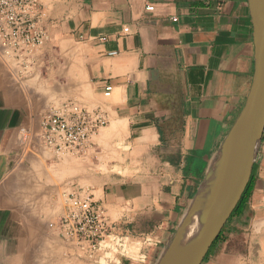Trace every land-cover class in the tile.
I'll use <instances>...</instances> for the list:
<instances>
[{
	"label": "crops",
	"instance_id": "obj_1",
	"mask_svg": "<svg viewBox=\"0 0 264 264\" xmlns=\"http://www.w3.org/2000/svg\"><path fill=\"white\" fill-rule=\"evenodd\" d=\"M43 4L46 37L30 69L0 58V264H47L48 224L73 190H88L117 233L153 239L144 261L116 264H153L248 95V0ZM70 102L107 124L82 155H55L41 147L42 120ZM249 181L247 202L201 264H264V133Z\"/></svg>",
	"mask_w": 264,
	"mask_h": 264
},
{
	"label": "built area",
	"instance_id": "obj_2",
	"mask_svg": "<svg viewBox=\"0 0 264 264\" xmlns=\"http://www.w3.org/2000/svg\"><path fill=\"white\" fill-rule=\"evenodd\" d=\"M44 0H0V58L25 64L28 71L33 55L46 37L43 25ZM147 10H153L148 7ZM127 31V30H124ZM111 87L106 88V95ZM107 121L98 111L72 102L50 111L42 120L41 147L55 155L71 152L82 155L89 140ZM48 228L79 256L99 257L97 264H116L120 257L146 259L130 251L129 236L114 231L106 209L88 190L64 195L63 213ZM151 245L152 238L141 239ZM133 242V241H132Z\"/></svg>",
	"mask_w": 264,
	"mask_h": 264
},
{
	"label": "water",
	"instance_id": "obj_3",
	"mask_svg": "<svg viewBox=\"0 0 264 264\" xmlns=\"http://www.w3.org/2000/svg\"><path fill=\"white\" fill-rule=\"evenodd\" d=\"M248 5L253 24L254 42V73L248 95L239 116L212 161L195 198L157 264H201L250 180L257 149L264 133V0H248ZM235 133L237 137L230 162L221 186L201 220L200 234L197 240L194 239L186 248L188 249L186 254L179 255L175 253L180 243L179 233L198 194L206 185L214 161Z\"/></svg>",
	"mask_w": 264,
	"mask_h": 264
},
{
	"label": "bare ground",
	"instance_id": "obj_4",
	"mask_svg": "<svg viewBox=\"0 0 264 264\" xmlns=\"http://www.w3.org/2000/svg\"><path fill=\"white\" fill-rule=\"evenodd\" d=\"M237 134L235 133L223 146L219 156L214 161L208 179L206 181L205 187H203L198 194L194 205L192 206L191 212L185 221L180 233L177 249L175 253L179 255L186 254L188 249H186L189 244L195 239L197 240L200 234L201 220L205 216L206 211L213 198L216 196L221 183L224 179V175L227 166L230 162L235 139Z\"/></svg>",
	"mask_w": 264,
	"mask_h": 264
},
{
	"label": "rangeland",
	"instance_id": "obj_5",
	"mask_svg": "<svg viewBox=\"0 0 264 264\" xmlns=\"http://www.w3.org/2000/svg\"><path fill=\"white\" fill-rule=\"evenodd\" d=\"M47 232H48V255H47V264H84V259L94 262L99 260V257H93V258H89L86 256H79L76 255L72 248L63 244L62 242L59 241V247H63L64 249V256L61 254H54L53 253V249H54V244H53V238L56 236L52 233V231L47 228ZM54 236V237H53ZM133 241V242H132ZM129 243V247H130V251H134L135 253H137L136 258H139L140 255H143V253L141 252V248H143V244H145L142 240H132ZM139 251L142 253L139 255ZM74 255V257L72 256ZM161 255L158 256L157 260L153 263V264H157L158 260L160 259Z\"/></svg>",
	"mask_w": 264,
	"mask_h": 264
},
{
	"label": "trees",
	"instance_id": "obj_6",
	"mask_svg": "<svg viewBox=\"0 0 264 264\" xmlns=\"http://www.w3.org/2000/svg\"><path fill=\"white\" fill-rule=\"evenodd\" d=\"M249 195H250V181L248 182L243 194L241 195V198H240L239 202L237 203V205H236L235 209L233 210L232 214L230 215V217H232L234 214H236L237 212H239L241 210L243 205L247 202V200L249 198ZM220 234H221V232H220ZM220 234L215 239V241L212 243V245L219 239ZM212 245H211V247H212Z\"/></svg>",
	"mask_w": 264,
	"mask_h": 264
}]
</instances>
